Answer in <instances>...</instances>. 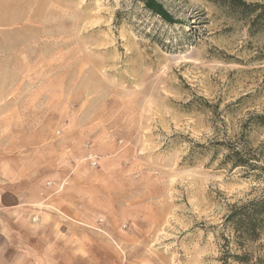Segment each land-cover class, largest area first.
<instances>
[{"label": "rangeland", "instance_id": "obj_1", "mask_svg": "<svg viewBox=\"0 0 264 264\" xmlns=\"http://www.w3.org/2000/svg\"><path fill=\"white\" fill-rule=\"evenodd\" d=\"M158 1L172 22L136 0H0V164L42 167L28 210L0 189V264H221L229 210L264 196V171L224 163L237 142L264 167V23Z\"/></svg>", "mask_w": 264, "mask_h": 264}, {"label": "trees", "instance_id": "obj_2", "mask_svg": "<svg viewBox=\"0 0 264 264\" xmlns=\"http://www.w3.org/2000/svg\"><path fill=\"white\" fill-rule=\"evenodd\" d=\"M142 2L152 13L166 22L172 18L158 0H136ZM230 10L240 18H253L252 25L264 23V5L250 4L243 0H207ZM264 122V117L260 118ZM259 121V122H261ZM219 146H225L218 143ZM226 164L232 168L264 171L260 156L240 143L226 145ZM221 264H264V245H257L264 235V196L257 197L231 207L221 226Z\"/></svg>", "mask_w": 264, "mask_h": 264}, {"label": "crops", "instance_id": "obj_3", "mask_svg": "<svg viewBox=\"0 0 264 264\" xmlns=\"http://www.w3.org/2000/svg\"><path fill=\"white\" fill-rule=\"evenodd\" d=\"M92 153L94 155H97L93 151ZM17 159H18V164L16 167H13V168L7 167V165L5 164H0V177L2 180H5L3 185H1L0 189L1 191L7 192V194H10V195L12 194L15 198H17V201L20 204H16V207L24 208V207L33 205L34 203H37V201L39 200L38 192L41 187V184H40L41 177H38V175H40L39 171H41L42 167L40 163H37V161H35V165H34L35 177H31L32 173H30L28 170L26 158L18 156ZM55 181L57 182L60 181L59 175H57V177L55 178ZM48 190L49 188L46 189V191ZM28 191L32 192L31 195H29L31 197H28L26 195ZM24 209L25 211L28 210L26 208Z\"/></svg>", "mask_w": 264, "mask_h": 264}, {"label": "built area", "instance_id": "obj_4", "mask_svg": "<svg viewBox=\"0 0 264 264\" xmlns=\"http://www.w3.org/2000/svg\"><path fill=\"white\" fill-rule=\"evenodd\" d=\"M84 160L88 162L91 168L97 169L100 166L101 157L94 155L92 152L86 153Z\"/></svg>", "mask_w": 264, "mask_h": 264}]
</instances>
